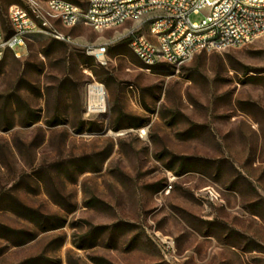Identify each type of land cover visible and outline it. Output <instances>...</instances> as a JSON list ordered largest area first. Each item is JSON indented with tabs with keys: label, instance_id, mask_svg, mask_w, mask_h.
I'll use <instances>...</instances> for the list:
<instances>
[{
	"label": "rangeland",
	"instance_id": "obj_1",
	"mask_svg": "<svg viewBox=\"0 0 264 264\" xmlns=\"http://www.w3.org/2000/svg\"><path fill=\"white\" fill-rule=\"evenodd\" d=\"M132 24L0 61V264H264V35L148 66Z\"/></svg>",
	"mask_w": 264,
	"mask_h": 264
},
{
	"label": "built area",
	"instance_id": "obj_2",
	"mask_svg": "<svg viewBox=\"0 0 264 264\" xmlns=\"http://www.w3.org/2000/svg\"><path fill=\"white\" fill-rule=\"evenodd\" d=\"M204 14L193 21L194 14ZM9 28L0 18V61L15 45L33 38L55 39L93 49L62 28L84 23L97 31L132 24L126 32L146 65H181L200 51L238 48L264 35V0H88L82 9L68 0H24L8 9ZM145 27L146 33H139Z\"/></svg>",
	"mask_w": 264,
	"mask_h": 264
},
{
	"label": "bare ground",
	"instance_id": "obj_3",
	"mask_svg": "<svg viewBox=\"0 0 264 264\" xmlns=\"http://www.w3.org/2000/svg\"><path fill=\"white\" fill-rule=\"evenodd\" d=\"M88 109L92 112L105 111V92L101 84H92L89 88Z\"/></svg>",
	"mask_w": 264,
	"mask_h": 264
},
{
	"label": "trees",
	"instance_id": "obj_4",
	"mask_svg": "<svg viewBox=\"0 0 264 264\" xmlns=\"http://www.w3.org/2000/svg\"><path fill=\"white\" fill-rule=\"evenodd\" d=\"M21 5H24V2L23 3H19ZM0 18L2 20V22L4 23V25L6 26V28H9V21H8V11H7V14L3 13L1 10H0ZM55 40V39H53ZM58 41V40H57ZM164 64V63H163Z\"/></svg>",
	"mask_w": 264,
	"mask_h": 264
}]
</instances>
